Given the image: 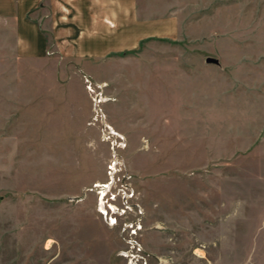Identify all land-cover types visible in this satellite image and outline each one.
I'll return each mask as SVG.
<instances>
[{"label": "rangeland", "instance_id": "1", "mask_svg": "<svg viewBox=\"0 0 264 264\" xmlns=\"http://www.w3.org/2000/svg\"><path fill=\"white\" fill-rule=\"evenodd\" d=\"M153 1L103 61L0 24V264H264V0Z\"/></svg>", "mask_w": 264, "mask_h": 264}, {"label": "crops", "instance_id": "2", "mask_svg": "<svg viewBox=\"0 0 264 264\" xmlns=\"http://www.w3.org/2000/svg\"><path fill=\"white\" fill-rule=\"evenodd\" d=\"M155 7L153 0H0V24L18 58L103 61L168 37L167 4Z\"/></svg>", "mask_w": 264, "mask_h": 264}, {"label": "bare ground", "instance_id": "3", "mask_svg": "<svg viewBox=\"0 0 264 264\" xmlns=\"http://www.w3.org/2000/svg\"><path fill=\"white\" fill-rule=\"evenodd\" d=\"M103 187H98V186H96L95 188H97V189H99V190H101L100 191V193H99V195H101V200H100V202H102V199H103V197H102V193H103V191H105V188H108L109 187V184H107V185H102ZM103 204V203H102ZM101 204V205H102ZM103 207V206H102ZM103 211H105L104 209H102Z\"/></svg>", "mask_w": 264, "mask_h": 264}, {"label": "water", "instance_id": "4", "mask_svg": "<svg viewBox=\"0 0 264 264\" xmlns=\"http://www.w3.org/2000/svg\"><path fill=\"white\" fill-rule=\"evenodd\" d=\"M207 62H209V63H217V61L214 60V59H208Z\"/></svg>", "mask_w": 264, "mask_h": 264}]
</instances>
